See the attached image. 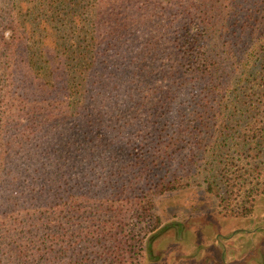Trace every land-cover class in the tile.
<instances>
[{"label":"trees","instance_id":"1","mask_svg":"<svg viewBox=\"0 0 264 264\" xmlns=\"http://www.w3.org/2000/svg\"><path fill=\"white\" fill-rule=\"evenodd\" d=\"M196 187L264 195V0H0V264H141Z\"/></svg>","mask_w":264,"mask_h":264},{"label":"rangeland","instance_id":"2","mask_svg":"<svg viewBox=\"0 0 264 264\" xmlns=\"http://www.w3.org/2000/svg\"><path fill=\"white\" fill-rule=\"evenodd\" d=\"M155 212L166 228L144 248L141 264H264V195L247 218L221 215L203 187L156 198Z\"/></svg>","mask_w":264,"mask_h":264}]
</instances>
